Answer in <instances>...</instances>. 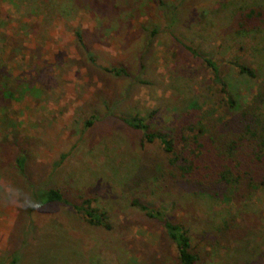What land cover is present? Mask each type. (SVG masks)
<instances>
[{
  "label": "rangeland",
  "instance_id": "obj_1",
  "mask_svg": "<svg viewBox=\"0 0 264 264\" xmlns=\"http://www.w3.org/2000/svg\"><path fill=\"white\" fill-rule=\"evenodd\" d=\"M250 10L260 16L238 29ZM203 58L238 109L264 99V0H0V264H177L133 200L186 231L195 264H264V188L237 198L171 185L158 141L124 123L167 134L191 110L229 119ZM46 188L92 199L107 227L40 205Z\"/></svg>",
  "mask_w": 264,
  "mask_h": 264
},
{
  "label": "trees",
  "instance_id": "obj_2",
  "mask_svg": "<svg viewBox=\"0 0 264 264\" xmlns=\"http://www.w3.org/2000/svg\"><path fill=\"white\" fill-rule=\"evenodd\" d=\"M259 14L254 10L241 14L236 27L243 30L247 22ZM74 36L79 42L80 35L74 32ZM180 44L193 56H198L194 50ZM201 60L210 72L211 83L216 85L222 96L221 103L228 108L229 119L221 122V118L215 117L213 112L191 110L187 113V119L167 134L149 131L144 120L135 115L125 118L124 123L139 131L144 142L157 140L160 144L165 155V171L161 174L159 171L155 177L160 178L161 175L171 185H185L214 197L233 189L235 193L232 196L242 198L254 188H264V122L260 114L264 99L257 92L247 106L238 109L235 101L226 93L216 64L208 59ZM234 66L237 73L253 76L252 71L243 65ZM109 72L125 75L121 70L110 69ZM230 110L238 112L230 114ZM88 124L89 120L83 125ZM23 163L21 156L15 157L14 166L18 172L24 170ZM36 201L40 205H71L88 223L107 227L101 219L103 214L95 213L91 207L92 199L84 198L77 205L70 204L60 192L46 188L36 193ZM131 205L159 224L174 249L177 264H195L189 237L181 226L170 222L159 209L147 208L134 200Z\"/></svg>",
  "mask_w": 264,
  "mask_h": 264
},
{
  "label": "clouds",
  "instance_id": "obj_3",
  "mask_svg": "<svg viewBox=\"0 0 264 264\" xmlns=\"http://www.w3.org/2000/svg\"><path fill=\"white\" fill-rule=\"evenodd\" d=\"M5 196L9 199L10 202L15 203L16 198L18 197V190L9 188L6 190Z\"/></svg>",
  "mask_w": 264,
  "mask_h": 264
}]
</instances>
